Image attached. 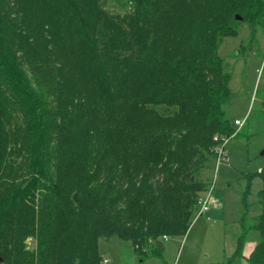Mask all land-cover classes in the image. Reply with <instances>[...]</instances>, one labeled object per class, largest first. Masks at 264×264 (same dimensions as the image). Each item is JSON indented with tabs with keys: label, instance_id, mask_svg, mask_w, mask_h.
<instances>
[{
	"label": "trees",
	"instance_id": "obj_1",
	"mask_svg": "<svg viewBox=\"0 0 264 264\" xmlns=\"http://www.w3.org/2000/svg\"><path fill=\"white\" fill-rule=\"evenodd\" d=\"M111 1L49 0L38 20L0 0V264H103L111 238L146 264L157 241L186 235L202 172L238 135L219 49L243 25L264 34V0H134L125 14ZM35 44L53 72L29 74ZM261 158L262 211L240 221L221 264L243 256L251 231L248 263L264 264Z\"/></svg>",
	"mask_w": 264,
	"mask_h": 264
},
{
	"label": "rangeland",
	"instance_id": "obj_2",
	"mask_svg": "<svg viewBox=\"0 0 264 264\" xmlns=\"http://www.w3.org/2000/svg\"><path fill=\"white\" fill-rule=\"evenodd\" d=\"M133 1L112 0L108 9L117 14L129 13ZM20 3L24 12L35 13L38 20L47 17L50 11L49 0H20ZM36 47L37 44L32 45L31 51L40 66L29 67V74L40 75L46 69L53 72L56 65L52 52L44 53L39 47L35 50ZM219 55L225 71L232 76L226 114L234 121L245 120V124L236 132L237 136L229 138L225 159L220 164L214 161L201 174L209 183V191L203 197H209V208L215 203L211 212L198 215L185 236L170 237L161 254L149 257L146 264H221L235 251L241 234L240 221L246 217V226H251L252 219L262 211L258 196L262 181L258 173L263 166L264 148V34L259 31L256 39L251 40L249 28L243 25L238 36L223 40ZM260 239L259 232L251 231L243 256L234 264H249L248 253ZM27 246L34 249L35 239H28ZM99 252L103 264H139L131 244L118 238L100 239Z\"/></svg>",
	"mask_w": 264,
	"mask_h": 264
},
{
	"label": "built area",
	"instance_id": "obj_3",
	"mask_svg": "<svg viewBox=\"0 0 264 264\" xmlns=\"http://www.w3.org/2000/svg\"><path fill=\"white\" fill-rule=\"evenodd\" d=\"M263 64H264V58H263ZM244 124H245V120H236L235 121V125L237 127V131L241 127H243ZM215 140H218V138L216 137ZM228 140L229 139H227V138L226 139H223L221 141V143L216 148V154H217L216 162L218 164H220L225 159V157H226V146H227ZM206 196H204L203 198H201L200 201H199V206L200 207H199L198 215H203V214H205V213L208 212V198L209 197L206 198ZM168 240H169V238L167 236H164V241L166 242Z\"/></svg>",
	"mask_w": 264,
	"mask_h": 264
},
{
	"label": "water",
	"instance_id": "obj_4",
	"mask_svg": "<svg viewBox=\"0 0 264 264\" xmlns=\"http://www.w3.org/2000/svg\"><path fill=\"white\" fill-rule=\"evenodd\" d=\"M237 19L240 20L239 17H237ZM263 155H264V151L261 152V156H263ZM74 200H75V201L78 200V195H77V194L74 195ZM156 246H157V248H158L160 251H163V250H164V244L162 243V241H157V242H156Z\"/></svg>",
	"mask_w": 264,
	"mask_h": 264
},
{
	"label": "crops",
	"instance_id": "obj_5",
	"mask_svg": "<svg viewBox=\"0 0 264 264\" xmlns=\"http://www.w3.org/2000/svg\"><path fill=\"white\" fill-rule=\"evenodd\" d=\"M209 202H210V199H209ZM209 202H208V203H209ZM212 202H213V201H212ZM214 202H215V201H214ZM214 205H215V203L212 204V207H214ZM212 207H211V206H210V208L208 207V212H211ZM208 212H207V213H208ZM251 252H252V251H251ZM251 252L248 253V256H247V257H249V255H250Z\"/></svg>",
	"mask_w": 264,
	"mask_h": 264
}]
</instances>
